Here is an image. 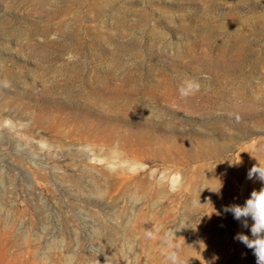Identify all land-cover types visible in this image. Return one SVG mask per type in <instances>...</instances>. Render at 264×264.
<instances>
[{
	"label": "rangeland",
	"instance_id": "rangeland-1",
	"mask_svg": "<svg viewBox=\"0 0 264 264\" xmlns=\"http://www.w3.org/2000/svg\"><path fill=\"white\" fill-rule=\"evenodd\" d=\"M258 162L264 0H0V264H256Z\"/></svg>",
	"mask_w": 264,
	"mask_h": 264
},
{
	"label": "clouds",
	"instance_id": "clouds-1",
	"mask_svg": "<svg viewBox=\"0 0 264 264\" xmlns=\"http://www.w3.org/2000/svg\"><path fill=\"white\" fill-rule=\"evenodd\" d=\"M5 86H7V84H5ZM202 87L203 85L200 79L196 77H188L181 82L178 87V92L181 98H188L199 93ZM254 177L264 182V165H261L259 162L248 172V179H253ZM182 188V174L179 171H176L172 174L169 182V191L175 193ZM224 212L232 213L234 219L241 221L242 226L245 228L249 227L248 218H251L253 222L250 227L251 238L243 233H237L234 238L253 251V255L256 258V264H264V187L258 191L253 190L250 197L243 205L226 206ZM180 229L181 228L164 230L163 226L159 225L154 229H148L145 231L146 238L154 240L159 237V239L167 246V264H185L179 253L180 246L174 242L177 240L175 232Z\"/></svg>",
	"mask_w": 264,
	"mask_h": 264
},
{
	"label": "bare ground",
	"instance_id": "bare-ground-1",
	"mask_svg": "<svg viewBox=\"0 0 264 264\" xmlns=\"http://www.w3.org/2000/svg\"><path fill=\"white\" fill-rule=\"evenodd\" d=\"M4 250V249H3ZM6 256V255H5Z\"/></svg>",
	"mask_w": 264,
	"mask_h": 264
}]
</instances>
